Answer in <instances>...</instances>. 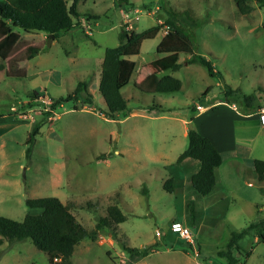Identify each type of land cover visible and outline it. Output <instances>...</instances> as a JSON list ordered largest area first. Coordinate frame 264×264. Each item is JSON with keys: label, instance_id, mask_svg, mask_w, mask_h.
I'll return each mask as SVG.
<instances>
[{"label": "rangeland", "instance_id": "rangeland-1", "mask_svg": "<svg viewBox=\"0 0 264 264\" xmlns=\"http://www.w3.org/2000/svg\"><path fill=\"white\" fill-rule=\"evenodd\" d=\"M248 2L253 9L242 14L234 0H78L83 16L93 14L96 18H80L76 26L51 37L50 42L43 32L14 27L21 36L11 57L24 56L29 45L39 48L20 63L25 76H7L0 69V215L21 220L30 210L25 204L27 197L52 195L71 204L76 218L90 229L107 205H118L126 215L117 227L119 240L109 245L83 239L75 247L72 264H119L122 243L147 246L156 239V231L164 233L170 218L177 215L200 243V248L193 250L177 241L175 246L189 254L180 262L226 264L219 252L225 249L231 230L264 216V187L260 188L264 184L253 171L249 174L226 168L227 179L234 186L225 189L228 199L218 204L209 193L193 189L185 193V183L189 184L185 176L184 186L176 181L172 191L163 184L170 176L167 164L187 145L183 132L189 123L196 124L192 107L223 99L230 88L236 92L227 97L239 105H243V94H252L264 103V8L255 0ZM170 8L193 11L196 24L178 17L180 26L191 36L195 52L209 58L216 73L210 75L204 66L187 62L190 54L180 52L179 68L160 72L178 77L179 90L139 91L135 80L152 69L153 60L164 56L155 50L162 36L159 31L142 40L138 54L129 56L135 68L121 89L126 108L114 118L107 116L97 89L105 47L119 43L122 25L141 31L165 20ZM127 9L130 18L126 20L122 13ZM81 80L92 93L90 104L74 109L72 101H64L51 115L52 120L42 114L50 101L70 93ZM33 90L43 98L35 103L37 110L17 118L14 109L25 105ZM159 106L166 111H160ZM35 123L39 132L26 156V140ZM252 134L246 140L238 138V142L251 145V154L264 158V128L254 129ZM228 154L223 152L224 157ZM249 199L261 209L256 211ZM256 238L245 235L239 240V264H264V240ZM87 243L91 249L78 251ZM161 244L157 249L161 250ZM248 249L250 254L246 255ZM160 253L152 256L149 264H157L165 255ZM124 254L128 255L125 250ZM47 263L45 253L29 238L0 244V264Z\"/></svg>", "mask_w": 264, "mask_h": 264}, {"label": "trees", "instance_id": "trees-1", "mask_svg": "<svg viewBox=\"0 0 264 264\" xmlns=\"http://www.w3.org/2000/svg\"><path fill=\"white\" fill-rule=\"evenodd\" d=\"M234 1L242 14H247L253 9L249 0ZM255 1L259 7L264 8V0ZM77 3L78 0H0V69L4 70L7 76L23 77L25 71L20 67V63L38 52V46L29 45L26 47L24 56L11 57L21 36L14 27H20L25 32H43L48 36L51 34L52 37L57 38L62 32L76 26L80 18L85 17L87 21L96 18L93 14L83 16L78 10ZM178 17L188 19L191 25H195L198 21L189 8L183 11L170 8L165 20L141 31H136L134 28L125 29L122 25L118 33L119 43L105 47L97 89L103 97L107 116L114 118L126 108V100L121 89L128 83L135 68V61L129 56L138 54L142 40L153 38L159 31H162V36L155 50L163 53L164 56L153 60L152 69H147L142 78L134 83L139 91L164 93L179 90L181 80L178 77L167 73L160 74V72L178 69L180 52L190 54L187 62L204 66L210 75L216 73L210 59L195 52L194 42L191 36L181 28ZM262 27L264 28V21ZM208 88L203 92L204 95ZM232 92H236V89L230 88L225 92L226 99ZM38 95L39 93L33 90L30 100L26 101L25 105L21 104L15 108V112L19 113L33 107ZM91 97L92 93L88 90L86 81L81 80L70 93L50 101L49 108L41 112L48 118L64 101H72L73 108L78 109L83 103L90 104ZM242 99L243 104L253 109L260 106L255 102L252 94H243ZM159 108L160 111L164 110L161 106ZM192 110L195 111V107H192ZM38 132L39 124L35 123L26 140L28 143L26 156H29L31 145ZM186 136L187 145L179 153L176 161L180 162L184 158H194L199 161L198 170L190 175V183L197 193L208 194L215 185V168L222 163L223 155L214 147L211 140L194 126L187 128ZM252 164L258 179H263L264 159L254 158ZM163 186L167 191L173 190L170 176L164 181ZM25 204L30 210L21 220L0 215V244L4 240L14 242L29 238L36 248L45 253L47 262L57 257L60 259L59 264H71L74 246L80 240L88 238L94 241L103 229H108L115 235L118 224L126 219L125 213L118 205L109 204L106 206L105 213L97 217L95 225L88 229L76 218L71 210V204L62 202L57 196L27 197ZM245 235L258 236L259 240H264V216L248 221L239 229L231 230L225 249L219 252L225 257L226 264L240 263L242 248L239 240ZM122 247L129 255H146L149 252L147 247L139 249L124 243ZM107 254L110 255L109 252ZM245 254L249 255L250 250L245 251ZM111 258L114 260L113 257Z\"/></svg>", "mask_w": 264, "mask_h": 264}, {"label": "crops", "instance_id": "crops-1", "mask_svg": "<svg viewBox=\"0 0 264 264\" xmlns=\"http://www.w3.org/2000/svg\"><path fill=\"white\" fill-rule=\"evenodd\" d=\"M142 76L143 74L139 75L137 80H135V83L138 82L142 78ZM40 99L42 101L43 98H41V95H38L35 101H38ZM212 101L213 102L207 105L200 104L199 109H196L195 107L194 117L196 119L195 122L196 124L194 126L201 134L207 136L211 140L214 147L219 152H221L222 155L223 152L229 153L227 157L223 156L222 163L215 168L216 182L212 190L209 192V194H211L210 195L211 199L213 201H216L215 203L218 204L221 201L228 199V195L226 194L225 189H228L229 186H234V184L230 183V181L227 179V173L225 174L226 168H230L237 172H245V173L248 172L249 174H252L253 171L255 177H257V173L254 170L252 160L254 158H260V157H256L252 155L250 152L252 146L248 144H244L242 142H238V138H241V140L243 139L246 140L250 138L253 135L252 132L254 131V129H256V131L260 130L261 128H264V124H262L259 120V117L256 113L257 108L253 109L245 104L239 105L233 99H230L228 97L227 99L226 97H224L223 99L218 98L217 100H212ZM255 102L259 103L260 106L264 105V103H260V100L259 101L255 100ZM32 110H37V107L33 106L31 108H27L22 111L24 113L22 114L25 116L28 112ZM49 119L52 120V116H49ZM181 119L184 122L186 121L185 119H183L182 116ZM183 134H186V130L183 132ZM176 159L172 163L167 164L170 170V177L172 179V187L176 181H178L179 185L182 186L183 185L182 182L185 176L186 179L189 180V184L186 182L185 183L186 186L183 185L185 193L189 190L192 189L194 190V188L190 183V175L198 170L200 165L199 161L194 158H184L182 161L177 162ZM259 181L264 184V178ZM262 187L264 186L261 184L260 188L262 189ZM253 201L254 200L249 199L248 203L252 202L257 207L256 211L261 209L260 206L257 204V202H253ZM171 220H180V219L177 217V215H175L170 218L169 222ZM103 230L100 231L96 240L92 241L88 238L87 239L90 240L91 243L94 242L98 244L107 243L109 245L113 243L114 239L119 240L118 232H116V234L113 235L108 229H106L109 232L104 234ZM194 238H195V234H194ZM256 239H257L256 236H254V240ZM82 240H80L79 242H81ZM177 241L186 243V241L178 237L175 233L169 231L167 228L164 231V233L161 232V234L157 236L156 239L152 240L150 244L141 247V248H146V247L149 248V252L146 255L128 254L127 256H125L124 249L121 244L122 249L120 250L121 256H120L119 264H149L150 258H152V256H155L156 254H159L160 252H162L160 254H165V255H162V257L158 259L157 264L161 263L159 262V260H162V264H182V262L180 261L183 258H185L186 255L189 254L186 249L175 246ZM195 241H196L195 247L190 246L191 249L193 250L196 248V246L198 249L200 248V243L196 238ZM79 242L74 246L73 252L75 250V247L79 244ZM158 243H162L161 250L157 249L156 247ZM89 249H91V246L87 243L85 245H82V247H80L78 251L89 250ZM71 264H72V260H71Z\"/></svg>", "mask_w": 264, "mask_h": 264}, {"label": "built area", "instance_id": "built-area-1", "mask_svg": "<svg viewBox=\"0 0 264 264\" xmlns=\"http://www.w3.org/2000/svg\"><path fill=\"white\" fill-rule=\"evenodd\" d=\"M129 9H127V11H123L122 15L123 17L127 20L130 18L129 14H128ZM134 17V16H132ZM126 24V23H125ZM127 28L130 26L126 25ZM90 32V30H89ZM196 109L200 108V104H197ZM256 113L259 117V120L262 124H264V105L259 106L256 109ZM20 116H23L22 113H17L16 117L19 118ZM168 230L175 233L178 237H180L181 239H183L184 241H186L189 245H191L192 247H195V238H194V234L192 232V230L189 228V226H187L186 224H184L182 221L180 220H171L168 224ZM157 236H159L161 234V232L159 230L156 231L155 233ZM59 258L55 257L53 258L52 261H49L47 264H59Z\"/></svg>", "mask_w": 264, "mask_h": 264}, {"label": "water", "instance_id": "water-1", "mask_svg": "<svg viewBox=\"0 0 264 264\" xmlns=\"http://www.w3.org/2000/svg\"><path fill=\"white\" fill-rule=\"evenodd\" d=\"M51 37H52V35L50 34V35L47 37V42H50ZM191 127H192V124L189 123V124H188V128H191Z\"/></svg>", "mask_w": 264, "mask_h": 264}]
</instances>
